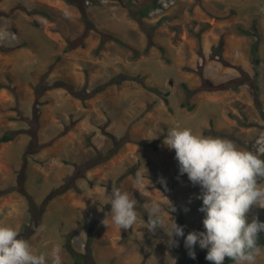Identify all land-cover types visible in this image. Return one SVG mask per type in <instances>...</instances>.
<instances>
[{"label": "rangeland", "instance_id": "1", "mask_svg": "<svg viewBox=\"0 0 264 264\" xmlns=\"http://www.w3.org/2000/svg\"><path fill=\"white\" fill-rule=\"evenodd\" d=\"M121 1L0 0V138L13 136L0 142V226L20 233L36 210L44 230L29 243L36 253L59 245L62 264H78L75 253L83 264H211L206 249L192 259L183 237L169 247L143 220L157 205L167 228L171 201L185 236L204 231L200 188L161 144L170 128L264 155V0H152L137 19ZM102 32L129 47L101 49ZM137 74L170 93V108L125 79ZM112 185L137 201L133 228L102 223ZM253 215L264 222V208Z\"/></svg>", "mask_w": 264, "mask_h": 264}, {"label": "clouds", "instance_id": "2", "mask_svg": "<svg viewBox=\"0 0 264 264\" xmlns=\"http://www.w3.org/2000/svg\"><path fill=\"white\" fill-rule=\"evenodd\" d=\"M162 144L175 151L180 175L186 174L190 183L200 188L196 198L202 201L198 210L204 213V231H191L185 236L184 228L171 216L177 210L171 201L167 228L159 206L146 210L148 219L143 222L148 231L163 229L169 247L179 245L175 237H183L192 259L198 244L207 250L205 259L211 264H225L226 259L233 264H257L258 257L264 255V245L259 243L264 222L257 215L249 222L248 215L253 208H264V185L260 183L264 181V159L253 151L241 150L229 139L196 135L188 128H170ZM143 181L144 174L138 170L134 185L138 188ZM159 183L166 189L164 178ZM107 197L106 205L110 204L111 210L102 223L109 227L110 216L111 224L120 230L133 228L138 219L137 201L115 185ZM35 230L43 231L44 225ZM60 251L55 245L48 252L36 253L13 227L0 226V264H62Z\"/></svg>", "mask_w": 264, "mask_h": 264}, {"label": "trees", "instance_id": "3", "mask_svg": "<svg viewBox=\"0 0 264 264\" xmlns=\"http://www.w3.org/2000/svg\"><path fill=\"white\" fill-rule=\"evenodd\" d=\"M65 1H68L70 2V0H65ZM117 1H120L122 2L121 0H117ZM123 3V2H122ZM153 3H152V0H128V2L125 4V6L127 8H129L130 10H132L133 14H134V17L137 19V15L139 14V12L144 8V7H149V6H152ZM40 14H43V15H46L47 17H51L50 14H48L47 12H38ZM109 41H116L117 43L123 45V46H127V44L118 36L116 35H111L109 33H105V32H102L101 33V44H100V48L102 49L107 42ZM224 43V42H222ZM129 47V46H127ZM160 51L163 53V55L165 54V48L163 47H159ZM259 51V48L258 46H255L254 47V52L255 54ZM216 55H218L219 57H221L222 59H226L225 56H224V52L221 51V52H218V54L216 53ZM126 80H130V81H137L139 82L146 90H148L149 92H152L158 96H160L161 98L164 99V102L165 104L170 108V100H169V95L170 93L169 92H164L161 88L159 87H155V86H150L147 81H146V78L140 74H137V75H133V76H130V77H127V75L125 76ZM113 83H117V84H121L123 83L122 80H114ZM184 89L185 91L188 93L189 97H191V94L193 93L192 90H190V88L184 84ZM148 107L151 110H153V103L151 102H148ZM194 106L191 105L189 106V109H193ZM210 133H213V134H216L215 132V128H214V124L211 125V128L209 130H205L204 131V134L208 135ZM231 139L235 140L236 141V138H233V137H230ZM13 140V136L9 135V134H5L2 138H0V142H9V141H12ZM162 144V142H161ZM163 145V144H162ZM155 148L157 149L158 146H155ZM262 159H264V155L261 157ZM28 200H29V203L33 206V198L31 196H28ZM31 214H32V225L30 227H25L24 230L22 232L19 233V238H22V239H25L29 242V239L32 235H34L36 233V230L35 228H38L39 226V220H38V214L36 212V210H30ZM259 243L261 245H264V232L260 233V237H259ZM67 248L72 252V248L69 246H67ZM195 251V250H194ZM74 254V250L72 252ZM74 258L76 260V262L78 264H83L84 263V259L82 258H79V256L75 253L74 254ZM228 262H232L231 260H228L226 259L225 260V263H228Z\"/></svg>", "mask_w": 264, "mask_h": 264}, {"label": "bare ground", "instance_id": "4", "mask_svg": "<svg viewBox=\"0 0 264 264\" xmlns=\"http://www.w3.org/2000/svg\"><path fill=\"white\" fill-rule=\"evenodd\" d=\"M128 2V1H127ZM126 3V2H125ZM130 8V7H129ZM133 13V12H132ZM124 40V39H123ZM126 41V40H125Z\"/></svg>", "mask_w": 264, "mask_h": 264}]
</instances>
